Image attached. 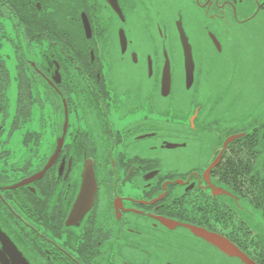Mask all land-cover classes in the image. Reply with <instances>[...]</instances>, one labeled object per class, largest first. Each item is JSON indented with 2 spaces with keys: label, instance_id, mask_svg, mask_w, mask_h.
<instances>
[{
  "label": "flooded vegetation",
  "instance_id": "obj_1",
  "mask_svg": "<svg viewBox=\"0 0 264 264\" xmlns=\"http://www.w3.org/2000/svg\"><path fill=\"white\" fill-rule=\"evenodd\" d=\"M251 5L0 0V264H242L165 220L221 234L264 264V121L241 125L222 102L227 47ZM68 40L83 45L81 62ZM87 161L97 190L79 211Z\"/></svg>",
  "mask_w": 264,
  "mask_h": 264
},
{
  "label": "rangeland",
  "instance_id": "obj_2",
  "mask_svg": "<svg viewBox=\"0 0 264 264\" xmlns=\"http://www.w3.org/2000/svg\"><path fill=\"white\" fill-rule=\"evenodd\" d=\"M245 1L250 2L253 8L244 15L252 17L249 20L242 17L237 43L227 47L226 57L236 60L237 64L226 67V81L232 78L233 85L230 87L226 83V95L222 100H225L227 118L241 117V125L248 123L245 115L250 120L264 121V11L256 10L255 0ZM184 96L180 91V97ZM9 111L12 113L14 106ZM256 222L264 227V217ZM262 238L264 241V235Z\"/></svg>",
  "mask_w": 264,
  "mask_h": 264
},
{
  "label": "water",
  "instance_id": "obj_3",
  "mask_svg": "<svg viewBox=\"0 0 264 264\" xmlns=\"http://www.w3.org/2000/svg\"><path fill=\"white\" fill-rule=\"evenodd\" d=\"M249 20V19H248ZM84 24L86 28V33L89 35L91 33L90 30V25L87 20V18H84ZM178 26V31L180 34V40L182 43L183 51H184V62H185V73H186V82L187 86L189 87L190 84L193 81L194 77V59H193V53H192V47L191 44L188 41V37L186 35L185 29L182 25V21L177 22ZM166 56V61H165V66L163 69V86H162V92L163 95H167L169 92L168 88L171 84V70H170V61L167 56ZM234 64H237L236 60L233 61ZM232 64V63H231ZM230 64V65H231ZM242 134L236 135V136H231L227 138L224 148L227 147V145L234 141L235 139L239 138ZM62 143V140L59 141V144ZM173 146V145H172ZM60 148V146H59ZM58 148V149H59ZM58 154V151L55 153V155L52 157L51 163L53 162V159L55 156ZM49 164L44 168V170L38 174L37 177L42 176L44 172L49 168ZM97 190V184L95 180V175H94V169H93V163L91 161H87L85 165V169L83 172V182H82V188L80 190V196L77 200V203L75 205V209L79 211H84L88 209V202H92L94 198V194ZM88 203V204H86ZM164 223L170 227L176 226V225H182L188 228L195 236L203 239L210 245L216 247L218 250H220L222 253L227 255L230 258L237 259L240 261L242 264H256L250 256L246 252H244L239 246H237L235 243H233L231 240L228 238L222 236L221 234H218L216 232L209 231L205 228H201L195 225H190V224H181L178 222H170V221H164ZM173 224V225H172Z\"/></svg>",
  "mask_w": 264,
  "mask_h": 264
},
{
  "label": "trees",
  "instance_id": "obj_4",
  "mask_svg": "<svg viewBox=\"0 0 264 264\" xmlns=\"http://www.w3.org/2000/svg\"><path fill=\"white\" fill-rule=\"evenodd\" d=\"M263 10H264V7H263ZM67 42H68L67 49L71 50L73 48H77V50H79V51H77L75 53V55H73L72 60L74 61L76 59L77 62H81V56H84V54L82 52H80V50H82V46L83 45L81 46V45L78 44L80 42L79 40H73V42L75 44H77L75 46H71L72 41L68 40ZM69 43H70L71 47L69 46ZM88 50H87L86 54H87V57H88V60H89L90 54H89ZM262 127H264V125ZM230 168H231V170L234 173L237 171V168L235 166H231ZM245 169L246 168H242V171L244 172V174L246 172ZM244 177H246V176H244ZM257 186H258L257 190H258V193H259V196H258V208H260L262 210L263 214H264V165H263V170H262L261 176L259 177V182H258Z\"/></svg>",
  "mask_w": 264,
  "mask_h": 264
}]
</instances>
